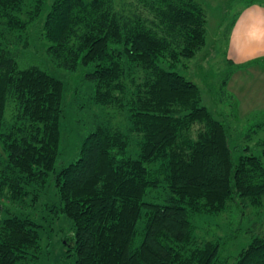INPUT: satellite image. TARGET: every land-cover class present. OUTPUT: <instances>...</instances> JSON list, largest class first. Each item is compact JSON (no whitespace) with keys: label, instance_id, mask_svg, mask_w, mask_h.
Here are the masks:
<instances>
[{"label":"trees","instance_id":"1","mask_svg":"<svg viewBox=\"0 0 264 264\" xmlns=\"http://www.w3.org/2000/svg\"><path fill=\"white\" fill-rule=\"evenodd\" d=\"M44 12L51 62L92 67L93 100L109 106L119 94L130 121L126 132L97 124L61 168L67 86L29 59ZM206 26L197 0H0V264H229L237 236L199 241L192 219L264 208V138L259 154L245 147L235 161L229 127L176 70L206 46ZM257 64L264 59L233 69ZM50 214L71 222L56 259L42 250ZM234 264H264V233Z\"/></svg>","mask_w":264,"mask_h":264},{"label":"rangeland","instance_id":"2","mask_svg":"<svg viewBox=\"0 0 264 264\" xmlns=\"http://www.w3.org/2000/svg\"><path fill=\"white\" fill-rule=\"evenodd\" d=\"M197 1L203 4L207 11L206 46L194 59L181 61L176 70L201 88L203 105L229 127L230 143L235 152V161L247 153L244 151L245 147H249L253 153L259 154L260 150L258 151L256 143L264 138V105L251 106L249 103L248 89L251 88L252 79L245 75L238 77L233 83V91L229 82V88L224 84L234 70L229 67L226 61L230 30L236 16L250 0ZM48 2L50 5L52 0H48ZM46 15L47 12H44L40 22L32 30V56H28L33 62L63 80L67 86L65 116L61 122V155L58 159V168H61V166H68L78 159L84 139L95 129L97 124L106 121L114 128H120L126 132L130 121L129 112L125 109L127 107L124 108L123 104L125 103L119 99L121 98L118 96L119 94H117L118 98L114 103L109 106L100 105L93 100V84L86 79V74L93 71L92 67H80L77 72H67L57 68L51 62L45 52L48 44L41 36L40 27L43 25ZM241 72L245 71L240 70L238 74ZM144 76V72L138 70L137 83H142ZM232 96H235V99ZM237 101L240 103V107L237 106ZM201 128L202 126L198 124L194 125L190 129V135L197 138ZM138 140L139 137L132 136V143L128 150V155L134 158L140 152ZM1 149L2 142L0 140ZM242 212L243 208L231 206L224 214L196 216L192 219L199 241L213 240L215 237H223L226 233L229 237L237 236L235 240H229L226 244V254L230 256L229 264L235 263V256L251 242L253 237L261 235V232L264 233V208L250 209L244 216H242ZM49 220H52V223ZM44 227L48 234L44 235L42 250L47 254L45 257L56 259L61 255L57 242L62 235L72 233L71 222L65 219L55 221L53 215L50 214L48 222H44ZM49 229H51L50 233ZM51 236L52 239H50Z\"/></svg>","mask_w":264,"mask_h":264},{"label":"crops","instance_id":"3","mask_svg":"<svg viewBox=\"0 0 264 264\" xmlns=\"http://www.w3.org/2000/svg\"><path fill=\"white\" fill-rule=\"evenodd\" d=\"M262 59H264V7L260 5L246 6L239 12L230 30L226 61L233 65L232 68H236V66ZM240 70L245 72L238 74ZM242 75L252 79L251 88L248 89L250 105H264V65L257 64L234 70L229 81L231 89L233 83ZM238 101L237 106L240 107Z\"/></svg>","mask_w":264,"mask_h":264}]
</instances>
